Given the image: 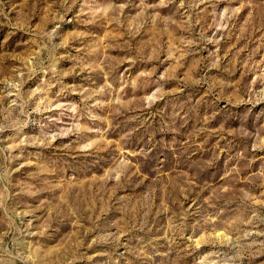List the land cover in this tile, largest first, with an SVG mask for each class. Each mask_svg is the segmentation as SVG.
I'll return each mask as SVG.
<instances>
[{"label": "rangeland", "instance_id": "obj_1", "mask_svg": "<svg viewBox=\"0 0 264 264\" xmlns=\"http://www.w3.org/2000/svg\"><path fill=\"white\" fill-rule=\"evenodd\" d=\"M0 264H264V0H0Z\"/></svg>", "mask_w": 264, "mask_h": 264}]
</instances>
